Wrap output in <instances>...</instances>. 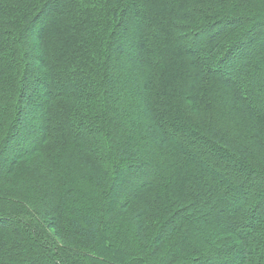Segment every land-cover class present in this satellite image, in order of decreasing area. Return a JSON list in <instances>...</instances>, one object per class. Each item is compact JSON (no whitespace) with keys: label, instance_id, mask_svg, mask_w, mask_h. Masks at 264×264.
<instances>
[{"label":"trees","instance_id":"obj_1","mask_svg":"<svg viewBox=\"0 0 264 264\" xmlns=\"http://www.w3.org/2000/svg\"><path fill=\"white\" fill-rule=\"evenodd\" d=\"M0 264H264V0H0Z\"/></svg>","mask_w":264,"mask_h":264},{"label":"rangeland","instance_id":"obj_2","mask_svg":"<svg viewBox=\"0 0 264 264\" xmlns=\"http://www.w3.org/2000/svg\"><path fill=\"white\" fill-rule=\"evenodd\" d=\"M21 134H24V132H21ZM22 136V135H21Z\"/></svg>","mask_w":264,"mask_h":264}]
</instances>
